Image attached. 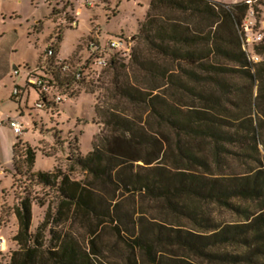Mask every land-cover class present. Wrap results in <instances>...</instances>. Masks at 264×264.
I'll return each mask as SVG.
<instances>
[{
	"label": "trees",
	"instance_id": "1",
	"mask_svg": "<svg viewBox=\"0 0 264 264\" xmlns=\"http://www.w3.org/2000/svg\"><path fill=\"white\" fill-rule=\"evenodd\" d=\"M247 9L151 0L142 44L116 36L132 44L131 69L112 57V97L95 105L104 127L73 161L83 180L32 172L36 150L26 144L17 163L13 145L16 174L58 203L33 234V200L21 199L10 264H264V40L251 62L237 28ZM57 63L33 75L68 94L73 81ZM33 88L45 108L61 104Z\"/></svg>",
	"mask_w": 264,
	"mask_h": 264
},
{
	"label": "rangeland",
	"instance_id": "2",
	"mask_svg": "<svg viewBox=\"0 0 264 264\" xmlns=\"http://www.w3.org/2000/svg\"><path fill=\"white\" fill-rule=\"evenodd\" d=\"M211 1L232 5L242 0ZM67 2L73 7L69 8ZM148 3L149 0H64V4L56 0H0V238L6 241L0 264H10L12 254L19 249L13 240L18 231L14 210L21 199L29 196L33 200L30 229L33 234L48 207L53 209L58 203L54 190L31 183L29 174H16L13 145H19L17 163L26 144L36 150L32 172H53L58 168L74 180H83L86 174L73 161L92 151L93 142L104 127L95 114V105L98 102L105 105V98L112 97L117 72L112 68L98 70L87 83L75 85L73 94L65 95L63 103L41 109L37 106L40 99L37 91L26 87L28 70L38 68L51 47L60 60L86 57L89 38L106 46L117 35H123L138 47L142 44L139 25L145 19ZM68 19L77 21V27H68ZM60 28L61 42L57 39ZM129 63L127 58L122 64L130 70ZM16 88H20L21 96L14 98ZM11 118L22 125L21 135L14 134L9 127ZM23 171H27L26 166ZM216 213L229 216L219 210Z\"/></svg>",
	"mask_w": 264,
	"mask_h": 264
},
{
	"label": "built area",
	"instance_id": "3",
	"mask_svg": "<svg viewBox=\"0 0 264 264\" xmlns=\"http://www.w3.org/2000/svg\"><path fill=\"white\" fill-rule=\"evenodd\" d=\"M64 2V0H58ZM73 1V0H69ZM239 3H243L247 6V12L241 23L238 25V33L242 41V49L246 53L248 59L253 63H259L261 56L254 51V45L259 44L264 40V12H260L258 9L264 8V0H242ZM66 23V22H65ZM68 24L71 28L77 27V21L72 20ZM88 55L81 58H77V61L60 60L56 57V52L53 47L47 50V58L55 56L57 58V65L60 67L61 73L64 78L73 81L70 93L74 86L80 85L82 81L87 83V80L93 78L98 70L107 69L110 65V61L114 55H119L122 58H130L132 53V44L121 38H114L107 42L106 46H101L97 39L92 38L87 43ZM76 60V59H75ZM35 71L28 70V79L26 87L33 86L41 88L46 93H52L51 101L55 104L64 102V96L68 94H61L60 88H50L47 81L44 78L33 75ZM15 74H19V70H15ZM39 75V73H38ZM20 97V88L15 89L14 97ZM38 108H45V104L42 101H38ZM9 127L16 135L23 133V127L17 119L11 118L8 120ZM6 250V241L0 238V254H3Z\"/></svg>",
	"mask_w": 264,
	"mask_h": 264
},
{
	"label": "crops",
	"instance_id": "4",
	"mask_svg": "<svg viewBox=\"0 0 264 264\" xmlns=\"http://www.w3.org/2000/svg\"><path fill=\"white\" fill-rule=\"evenodd\" d=\"M150 2H151V0H149V3L147 4V7L149 8V5H150Z\"/></svg>",
	"mask_w": 264,
	"mask_h": 264
}]
</instances>
